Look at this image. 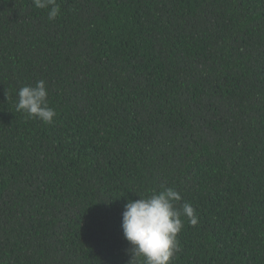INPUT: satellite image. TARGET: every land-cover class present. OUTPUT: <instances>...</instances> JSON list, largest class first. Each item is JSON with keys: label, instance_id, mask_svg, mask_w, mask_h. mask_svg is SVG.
<instances>
[{"label": "trees", "instance_id": "trees-1", "mask_svg": "<svg viewBox=\"0 0 264 264\" xmlns=\"http://www.w3.org/2000/svg\"><path fill=\"white\" fill-rule=\"evenodd\" d=\"M0 0V264H128L129 200L179 191L171 264H264V0ZM43 79L54 123L16 110Z\"/></svg>", "mask_w": 264, "mask_h": 264}, {"label": "clouds", "instance_id": "clouds-1", "mask_svg": "<svg viewBox=\"0 0 264 264\" xmlns=\"http://www.w3.org/2000/svg\"><path fill=\"white\" fill-rule=\"evenodd\" d=\"M37 9H46L49 20H55L60 14L57 0H32ZM49 91L46 81L37 80L18 90L16 110L23 111L29 118H35L45 124L54 123L57 112L49 105ZM137 200H129L122 214L123 236L129 242L128 264H171L176 252L180 251L178 236L183 229V219L195 226L198 223L195 209L190 202L183 203L177 209L175 202L182 196L171 187H162L158 193H152Z\"/></svg>", "mask_w": 264, "mask_h": 264}]
</instances>
